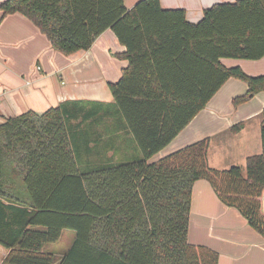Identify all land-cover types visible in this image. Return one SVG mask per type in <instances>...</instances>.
Returning <instances> with one entry per match:
<instances>
[{"label": "trees", "instance_id": "1", "mask_svg": "<svg viewBox=\"0 0 264 264\" xmlns=\"http://www.w3.org/2000/svg\"><path fill=\"white\" fill-rule=\"evenodd\" d=\"M0 12L22 14L63 54L87 50L110 28L127 60L109 83L111 102L67 100L0 122V247L7 251L0 264H217L215 250L187 240L192 187L201 179L264 237V108L262 151L244 169L211 168L208 137L148 161L227 79L247 85L234 107L264 91V75L221 63L264 56V0L214 3L197 22L159 0L130 9L124 0H3ZM107 118L132 137L139 156L117 163L98 156L102 135L91 137L92 122ZM64 229L74 235L57 259L45 246Z\"/></svg>", "mask_w": 264, "mask_h": 264}, {"label": "crops", "instance_id": "2", "mask_svg": "<svg viewBox=\"0 0 264 264\" xmlns=\"http://www.w3.org/2000/svg\"><path fill=\"white\" fill-rule=\"evenodd\" d=\"M137 1L124 3L130 9ZM233 1L159 0L163 8H183L189 22H197L203 10L214 3ZM124 51L125 47L108 28L87 50L63 54L52 48L47 37L25 16L13 13L2 17L0 12V122L26 111L42 114L67 100L111 102L109 83L117 81L127 65V60L119 56ZM221 63L239 66L248 75H264V56L257 60L222 58ZM246 90L245 82L227 79L177 136L149 161L208 137L207 159L211 168L244 169L246 158L262 151L264 108V91L235 107L231 104L233 97ZM236 123H242V128L232 132ZM99 134V157L105 154L107 158L129 160L140 155L132 137L114 120L92 122L91 137L96 139ZM94 158L93 154L91 159ZM262 209L264 212V194ZM187 240L215 250L217 264H264V237L236 208L222 203L204 179L195 181L192 187ZM6 254L0 247V263Z\"/></svg>", "mask_w": 264, "mask_h": 264}, {"label": "rangeland", "instance_id": "3", "mask_svg": "<svg viewBox=\"0 0 264 264\" xmlns=\"http://www.w3.org/2000/svg\"><path fill=\"white\" fill-rule=\"evenodd\" d=\"M102 150H105V147H102ZM109 160L113 163H117L121 161L118 159V157L117 158L110 157ZM73 235H74V232L71 229H64L62 231L60 238L56 242L46 244L45 250L50 251L53 254H55V257L58 259L62 255V253L67 249L69 244L71 243Z\"/></svg>", "mask_w": 264, "mask_h": 264}]
</instances>
